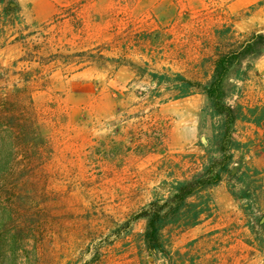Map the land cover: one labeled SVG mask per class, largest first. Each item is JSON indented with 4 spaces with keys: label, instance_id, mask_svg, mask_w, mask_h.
I'll return each instance as SVG.
<instances>
[{
    "label": "rangeland",
    "instance_id": "rangeland-1",
    "mask_svg": "<svg viewBox=\"0 0 264 264\" xmlns=\"http://www.w3.org/2000/svg\"><path fill=\"white\" fill-rule=\"evenodd\" d=\"M63 1L19 3L31 25L51 22ZM82 13L81 35L68 19L51 25L61 46L72 49L59 53L108 46L128 25L144 30L179 24L172 30L177 43L172 59L166 53L167 60L149 62V67L160 72L170 68L201 81L211 73L210 62L202 60L214 53V28L233 23L242 35L264 30V0H139L123 5L93 0ZM14 47L0 51L2 95L16 80L12 65L21 57L22 45ZM102 54V65L80 71L59 65L45 71V79L26 92L33 99L37 130L31 145L17 148L14 160L0 166V264H171L161 254L148 256L146 220L132 217L153 198L166 196L174 179L192 175L195 162L210 147L217 120L210 117L201 93L166 102V97L151 99L152 87L136 78L133 68L144 66L146 57L130 52L121 59L117 50ZM251 64L248 80L230 76L226 82V102L233 107L264 104V53ZM153 125L162 126L164 143L143 155L138 145L149 140ZM262 133L251 124H235L232 136L244 145L232 152L230 169L236 177L226 174L211 189L216 210L202 228L171 236L164 232L170 255L185 252L189 242L211 230V237L194 246L193 254L203 264H264L247 226L250 218L264 215ZM246 167L251 178L239 182ZM254 169L260 174L254 175ZM248 186L251 199L232 196Z\"/></svg>",
    "mask_w": 264,
    "mask_h": 264
},
{
    "label": "trees",
    "instance_id": "trees-1",
    "mask_svg": "<svg viewBox=\"0 0 264 264\" xmlns=\"http://www.w3.org/2000/svg\"><path fill=\"white\" fill-rule=\"evenodd\" d=\"M92 1L64 0L51 22L30 25L22 15L18 0H0V51L9 44L22 45V55L12 65L11 74L16 77L13 88L10 92L0 94V166L14 160L17 148L29 146L33 142L37 130L36 114L31 107L33 99L26 92L33 84H39L45 79L48 75L44 74L45 71H53L59 65L77 67L76 71L93 64L102 65L99 60L104 59V50H117L121 59L130 52L146 57L148 60L142 61L144 66L133 68L136 78L152 87L149 91L151 99L166 97L162 100L166 102L201 93L207 97L210 117L217 121L212 124L210 147L205 156L200 157L199 164L195 162L197 167L192 175L181 180L174 179L170 183L168 194L153 198L132 217V221L146 220L143 241L148 256L161 254L171 264H203L201 257L193 254L199 239L189 242L185 246V252L177 251L170 255L166 249L164 232H168L169 236L174 233L179 235L214 215L216 205L210 191L226 174L231 175L232 152L244 147L232 136L237 122L251 124L263 131L260 153L264 156V104L251 107L236 104L233 107L226 102V82L230 76L234 77V81L248 80V72L253 69L251 63L264 53V30L242 35L237 33L233 23H224L221 28H214L217 40L214 53L202 60L211 64L209 76L204 73L205 81L188 78L181 72H172L170 68H163L160 72L149 67V62L158 64L167 60L168 57L164 55L166 53L172 59V52L177 47L172 30L177 29L179 24L172 25V28L168 26L144 30L128 25L108 46L102 44L85 51L59 53L60 49H72L66 44L61 46L60 35L49 30L51 25L61 19H68L74 33L81 35L84 23L82 11ZM113 1L123 5L139 0ZM262 4L263 2L259 3L260 6ZM236 34L239 35L238 38L235 37ZM54 49L56 53H52ZM19 64L22 66L17 70ZM33 65L36 66L32 67ZM198 66L202 67L201 64ZM150 131L152 136L149 140L138 145L143 155L156 152L164 143L165 135L161 125H153ZM255 134L258 135V132ZM247 170L249 171V167L238 177L239 182H246L247 178H251ZM252 173L260 174L256 169ZM231 177L235 178L236 175ZM231 194L237 200L253 197L249 186L240 195L234 192ZM247 226L255 236L259 252L264 256V215L250 218ZM214 233L215 231L210 232L205 237L209 238Z\"/></svg>",
    "mask_w": 264,
    "mask_h": 264
},
{
    "label": "crops",
    "instance_id": "crops-1",
    "mask_svg": "<svg viewBox=\"0 0 264 264\" xmlns=\"http://www.w3.org/2000/svg\"><path fill=\"white\" fill-rule=\"evenodd\" d=\"M19 1V0H18ZM20 4V3H19ZM47 5V4H46ZM21 6V5H20ZM47 7H48V5H47ZM22 8V7H21ZM49 8V7H48ZM22 15H23V13H22ZM15 44L16 43H13V44H9V45H6L3 49H5L7 46H10V47H12V48H15L14 46H15ZM2 49V50H3ZM14 50V49H13ZM214 216V215H213ZM212 216V217H213ZM211 217V218H212ZM211 218H209L208 220H206V221H204V222H202L201 224H199V225H197V226H195V227H193V228H191V229H189V230H187V231H185V232H188V231H195V230H199V228H202ZM202 231V230H201ZM185 232H183V233H181V234H184ZM210 232H213V231H211V230H208V231H205V232H202L201 233V235H200V237L198 238V239H203V238H207V237H205L208 233H210ZM194 240H196V239H194ZM193 241V240H192Z\"/></svg>",
    "mask_w": 264,
    "mask_h": 264
},
{
    "label": "water",
    "instance_id": "water-1",
    "mask_svg": "<svg viewBox=\"0 0 264 264\" xmlns=\"http://www.w3.org/2000/svg\"><path fill=\"white\" fill-rule=\"evenodd\" d=\"M202 140H203V141H205V139H204V138H202Z\"/></svg>",
    "mask_w": 264,
    "mask_h": 264
}]
</instances>
